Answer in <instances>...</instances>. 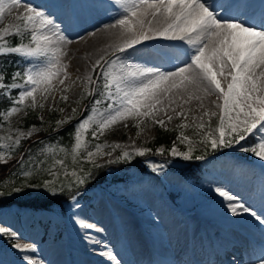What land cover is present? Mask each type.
<instances>
[{"label":"rangeland","instance_id":"rangeland-1","mask_svg":"<svg viewBox=\"0 0 264 264\" xmlns=\"http://www.w3.org/2000/svg\"><path fill=\"white\" fill-rule=\"evenodd\" d=\"M244 3L254 6L261 0ZM246 7L238 13L249 15ZM132 10L134 6L126 0L122 4L118 0H0V55L17 53L28 62L25 73H17L13 84L0 83V89L6 87V94L19 89L13 100L15 106L5 111L0 121V162H10L12 167L1 186L21 201L52 196L63 188L76 191L70 200L47 209L19 201L0 205V264H25L24 259L37 264H86L88 259L105 262L101 256L107 249L99 245L83 250L82 244L88 234L98 233L103 239L99 243L111 244L104 221H97L96 216L108 221L115 217V198L120 189L127 192L126 199L119 203L136 217L133 221L128 216L125 219L131 223V230L135 221L144 239L135 244L138 249L148 248L150 238L168 244L174 241L171 225L188 227L190 208L200 205L202 212L209 211L208 205L219 200L238 206L251 193L252 217L231 224L228 234L219 225L217 233L236 237L242 228L264 248V238L251 228L257 220L264 223V183L259 188V180L264 179V73L260 80L231 68L222 52L213 53L211 59L193 52L185 55L187 63L209 64L214 71L209 89L201 96L186 88L158 94L154 88L158 75L150 72L159 68L151 59L143 61L137 55L138 59L131 58L133 43L118 44L109 50L102 45L88 52L92 49L90 39L83 42V47H73L78 29L81 33L84 29L90 31L88 28L97 22L109 24L120 12ZM71 14L75 19L70 18ZM75 23L76 28L70 27ZM16 34L26 37L25 41L9 45V37ZM98 72L107 78V88L94 100L91 93L96 92L93 84ZM32 112H37L38 122H29ZM69 122L76 123L77 128L73 145L56 142L30 154L16 151L21 140H36ZM169 127L180 129L183 144L177 143L170 150L164 145L152 150L160 128ZM246 137L257 142L256 146L249 145ZM198 139L208 143V150L217 148L222 152L208 158L205 167L210 172L193 183L184 176L181 166L197 154L195 147L201 143ZM248 149L249 157L243 158L242 153ZM134 155L147 158L144 168L124 163ZM84 161L109 165L108 180L89 186ZM71 209L77 210L80 219L69 229L68 219L74 217ZM144 212L146 221H139ZM118 215L122 217V213ZM243 222L246 224H240ZM144 224H150L151 230ZM20 243L28 248L27 252L17 249ZM114 256L115 264H125L120 256ZM227 261L239 264L234 257Z\"/></svg>","mask_w":264,"mask_h":264},{"label":"bare ground","instance_id":"bare-ground-1","mask_svg":"<svg viewBox=\"0 0 264 264\" xmlns=\"http://www.w3.org/2000/svg\"><path fill=\"white\" fill-rule=\"evenodd\" d=\"M118 1L122 4L123 0ZM126 2L134 6V10L120 12L109 20L110 25H104L105 21L99 20L100 22L88 28L90 31L84 29L81 33L78 29L73 35L77 37L72 42L73 47L75 49L83 47V42L90 39H92L90 41L92 49H87L88 52H93V47L100 48L102 45L108 47L105 50H109L118 44L133 43L131 45H134L135 52L130 50L131 58L138 59L137 56H139L143 61L151 59L159 68V71L150 72L158 75V80L154 83L158 94L177 92L186 88L201 96L203 91L208 90V87L212 85L214 71L209 64H196L195 61L187 63L189 61H186L187 57L184 53L199 52L198 57H204L205 54L211 59L213 53L222 52L228 57L231 68L246 71L248 75L262 80L264 0H261L259 5L246 4L250 12L247 16H241L238 13L241 6L245 5L244 0L235 2L230 0H126ZM223 6H226L227 11L219 10ZM70 18L75 19V16L71 14ZM200 20H202L201 25L198 24ZM149 24L150 28L154 27V31L150 30ZM76 25L77 23L70 27L76 28ZM144 31L145 33H142ZM250 41L252 42L246 47ZM159 51L162 53L159 54ZM127 56L126 53L125 57ZM208 94L204 93V96ZM119 191L115 198L118 201L115 206V217L108 221L105 217L96 216L97 221H104L111 244L106 246L99 243L98 241L103 240L99 233L88 234V239L82 244L83 250L100 245L102 249H107L106 252L109 254L104 253L101 256L105 258V262L88 259L86 264H115L114 254L120 256L125 264H231L227 261V256L231 259L234 257L239 264H264V250L255 245L245 234H241L243 230H240L235 238H225L231 224L247 222L251 218L248 205L252 195L246 196L247 201H244L246 202L244 206L227 205L219 200L212 206L208 205L209 211L202 212L203 206L200 205L198 208H190L187 210L190 215L188 227H183L179 223L171 225L174 241L168 244L163 243L161 239L150 238L148 248L138 249L134 247L135 244L144 239L140 230L137 232L138 227L135 221L133 230L130 228L131 223L126 221L125 217L128 216L133 221L135 215L119 203L122 199H126L124 194L127 190ZM222 196L221 198L228 199L226 195ZM141 210L145 211V207ZM71 211L74 217L68 219L69 229L73 228L72 223L80 219L76 209ZM210 212L216 217L208 214ZM254 212H257L255 207ZM119 213H122V217L118 215ZM146 215V212L142 213L138 220L146 221ZM229 218L232 221L224 220ZM150 224H144V227L149 229ZM219 225L226 234L217 233ZM84 230L88 231V229ZM133 231H136L137 236ZM255 232L258 236L264 237V229L255 230ZM112 236L115 237L112 239ZM128 245L131 248L127 249ZM17 249L23 252L28 251L24 243H20ZM69 251L74 250L70 248ZM131 256L135 260L130 259ZM23 262L38 263L28 259H24Z\"/></svg>","mask_w":264,"mask_h":264},{"label":"trees","instance_id":"trees-1","mask_svg":"<svg viewBox=\"0 0 264 264\" xmlns=\"http://www.w3.org/2000/svg\"><path fill=\"white\" fill-rule=\"evenodd\" d=\"M9 44L10 45H17L21 41H24V36L23 35H13L9 37ZM27 63L25 58L15 54V53H9V54H2L0 55V82H5L7 85L12 84L16 79L14 78L15 74L17 73H24L27 67ZM103 86V84H102ZM4 89L0 90V121L2 119V113L13 106V99L18 96V89H13L11 90V94H6L4 93ZM101 92V89L100 91ZM31 114V121L29 122H38L35 120L38 119L37 112H32ZM30 125V124H29ZM62 128V127H61ZM59 128L58 130L54 129L51 132H47L46 135L40 139L34 140V139H25L21 140L19 145L16 147V151L22 152L24 154H30L31 152L35 151L37 148L42 146L44 143L47 141H52V142H60L63 144H70L75 135V123H67L63 126L61 129ZM180 136V130L178 128H160V132L158 133L157 140L155 142V148L157 146H160L161 144H164L167 148H171L172 145L180 141L179 139ZM199 142L202 140L198 139ZM199 146L195 147V150H198L197 153L202 152L205 155H208V153H219L218 149H212L208 150L205 146H208V143L206 142H201L198 144ZM196 146V145H195ZM197 155V154H196ZM210 156V155H208ZM207 157V156H204ZM197 160H200L199 156L194 157L193 164H188L186 169V175L192 177V178H197L199 177V172L195 168L194 163H197ZM142 160H145L144 156H138L136 155L133 159V161L136 164L141 165ZM132 161V160H130ZM132 162H127L125 164H128V166ZM132 165V164H131ZM199 166V165H198ZM83 170L85 171L86 174V181L89 182L90 185L97 184L102 181L103 178L106 176V166H97L96 164H93L92 162L89 161H84V166ZM12 172V167L11 163H1L0 162V182L4 180L10 173ZM7 190V189H6ZM71 192L70 189H62L59 190L55 195L53 194L50 197H42V196H37V197H30L26 198V200L21 201L19 198L14 197L12 198L11 194L8 193V191L3 190V187L1 186L0 183V205H8L13 203L14 201H19L21 204H27V205H35L36 207H50L52 204L56 203H62L63 200H68L71 197Z\"/></svg>","mask_w":264,"mask_h":264}]
</instances>
